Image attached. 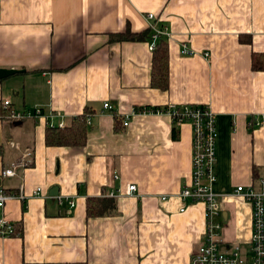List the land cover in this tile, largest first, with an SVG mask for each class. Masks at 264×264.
Segmentation results:
<instances>
[{"label":"crops","instance_id":"0c3cea01","mask_svg":"<svg viewBox=\"0 0 264 264\" xmlns=\"http://www.w3.org/2000/svg\"><path fill=\"white\" fill-rule=\"evenodd\" d=\"M150 25L170 33L165 89L151 84L149 40L110 39ZM254 52L264 53V0H0V68L21 71L0 80V186L26 197L0 209L14 227L0 235V264H189L205 227L203 205L178 196L191 181V124L140 113L122 125L134 107L175 103L215 113L222 239L246 244L250 204L235 190L264 178V70L252 68ZM35 106L53 117H8ZM85 109L82 146L46 145L48 120L69 126ZM13 163L15 174L2 176ZM130 184L113 211L87 215L88 197Z\"/></svg>","mask_w":264,"mask_h":264},{"label":"built area","instance_id":"2783aa9c","mask_svg":"<svg viewBox=\"0 0 264 264\" xmlns=\"http://www.w3.org/2000/svg\"><path fill=\"white\" fill-rule=\"evenodd\" d=\"M146 19L154 21L152 14H146ZM151 34L149 39V48L152 50L155 43L162 36H169V30L166 26L156 27L150 25ZM183 55L194 53L186 45L181 46ZM208 56V53L204 54ZM4 106L9 105V100L3 101ZM104 111L112 112V105L108 102L103 103ZM144 113H165L169 115L172 121L176 123L188 122L191 124V181L190 184L184 185L179 191L178 196L183 201L188 200L192 204L201 203L204 207V232L201 243L190 253L189 264H264V178H258L254 183L236 187V192L250 204L251 209V231L250 238L246 244L235 243L225 244L222 239L223 227L218 220L222 210L219 206V196L213 190L216 181L215 164H216V146L218 131L216 125V115L209 105H191L175 103L166 107H134L129 115L122 119V125L128 126L130 119L136 114ZM91 115L87 116L86 123L91 124ZM8 117L14 120H24L26 118H51L53 113H46L41 107L35 106L32 110L13 111L8 113ZM48 125L63 127V123L58 125L48 120ZM263 124L262 119H252L250 125L260 126ZM30 152H26L28 156ZM19 164H11L8 168L1 171L4 177L15 174V169ZM23 165V164H20ZM256 182V183H255ZM136 190L135 185L130 184L126 187L124 193L121 190L111 191L108 197H119L121 195H132ZM34 195L41 196V189L34 190ZM17 198L25 200V195L20 189L18 193L8 192L0 186V209L4 207L7 200ZM62 200L61 196H57ZM70 206L74 205L69 200ZM184 207L179 211L183 212ZM14 233L12 223L6 219H0V235L7 236Z\"/></svg>","mask_w":264,"mask_h":264},{"label":"trees","instance_id":"16d2710c","mask_svg":"<svg viewBox=\"0 0 264 264\" xmlns=\"http://www.w3.org/2000/svg\"><path fill=\"white\" fill-rule=\"evenodd\" d=\"M151 27L147 33H132L129 29L123 32L112 34L111 40H142L150 39ZM152 51V73L151 84L159 88L165 89L168 83V54L166 40L160 38L156 41ZM252 68L264 70V53L252 54ZM150 108V107H149ZM155 108V107H151ZM11 111L8 110V113ZM90 111L85 109L82 113L73 118L71 125L58 127L47 126L45 129L44 140L46 145L49 146H82L86 141L87 134V116ZM117 118V116H116ZM113 197H88L86 199V212L87 215H101L113 211L115 204Z\"/></svg>","mask_w":264,"mask_h":264},{"label":"water","instance_id":"95a60500","mask_svg":"<svg viewBox=\"0 0 264 264\" xmlns=\"http://www.w3.org/2000/svg\"><path fill=\"white\" fill-rule=\"evenodd\" d=\"M21 72L20 70L18 69H13V68H0V80L8 77V76H11L13 74H16V73H19ZM225 216H227L226 213H224Z\"/></svg>","mask_w":264,"mask_h":264},{"label":"rangeland","instance_id":"374dc122","mask_svg":"<svg viewBox=\"0 0 264 264\" xmlns=\"http://www.w3.org/2000/svg\"><path fill=\"white\" fill-rule=\"evenodd\" d=\"M218 220H220V218L218 217Z\"/></svg>","mask_w":264,"mask_h":264}]
</instances>
